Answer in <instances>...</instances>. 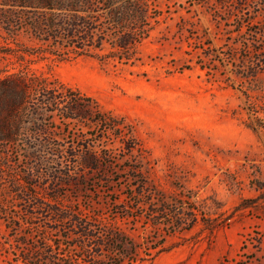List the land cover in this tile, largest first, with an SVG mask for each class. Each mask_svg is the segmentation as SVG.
<instances>
[{
	"label": "rangeland",
	"instance_id": "1",
	"mask_svg": "<svg viewBox=\"0 0 264 264\" xmlns=\"http://www.w3.org/2000/svg\"><path fill=\"white\" fill-rule=\"evenodd\" d=\"M150 1L161 14L132 65L25 63L19 51L39 42L0 18L1 77L56 79L115 124L84 112L66 121L30 100L20 135L0 147V264H264V70L252 81L239 68L246 43L264 45L253 34L264 29V0ZM87 145L100 157L85 166L71 155ZM66 150L70 161L59 162ZM58 171L72 176L59 184ZM53 197L89 234L113 228L125 244L97 258L71 218L54 222L24 202Z\"/></svg>",
	"mask_w": 264,
	"mask_h": 264
},
{
	"label": "trees",
	"instance_id": "2",
	"mask_svg": "<svg viewBox=\"0 0 264 264\" xmlns=\"http://www.w3.org/2000/svg\"><path fill=\"white\" fill-rule=\"evenodd\" d=\"M160 14L150 0H0L1 20L13 28V19H17L19 29H27L39 42L38 47L21 48L19 51L17 57L25 63H34L52 56L58 61L90 57L99 59L102 63L111 60L123 65L135 64L139 60L137 48L150 36ZM241 23L242 21L237 26V32L242 27ZM253 34L264 37V29L254 31ZM106 42L110 43L112 50L103 53ZM244 48L248 50L250 57L243 56L239 68L247 72V77L252 81H257L258 75L264 70V45L256 47L246 43ZM36 96L44 100L46 105L54 106L51 112H60L63 120H74L84 112L95 125L105 124L108 130L115 127L94 101L78 90L66 87L56 79L51 80L42 74L22 70L0 76V147L13 142L20 135L24 114L28 113L30 100ZM81 153L82 156H71L85 166L93 165L100 157L92 145L83 146ZM64 154L62 158L59 157V162L63 159L70 161L69 152L66 150ZM42 162L39 159L37 169L42 166ZM55 174V182L59 184H62V178L72 176L71 171H58ZM51 200L55 202L53 205H40L35 204L32 199L24 198L29 209L37 208V214L41 215L45 211L51 213L54 222L64 223L71 218L78 231L75 239L92 241V248L97 250V258L102 256L105 249L125 244L123 234L120 235L113 228L108 229L102 237L89 234L93 230L90 223L74 219V214L69 217L68 211L63 209L57 197ZM46 239L42 237V240L47 241ZM79 244L82 247L80 242ZM49 246L53 248L56 244ZM43 248L47 251L49 247L44 244Z\"/></svg>",
	"mask_w": 264,
	"mask_h": 264
}]
</instances>
